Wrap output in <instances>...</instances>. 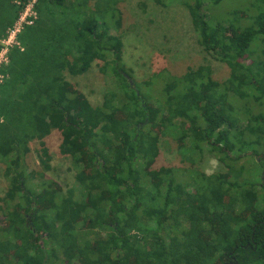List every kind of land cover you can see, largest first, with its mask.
<instances>
[{
    "label": "trees",
    "instance_id": "obj_1",
    "mask_svg": "<svg viewBox=\"0 0 264 264\" xmlns=\"http://www.w3.org/2000/svg\"><path fill=\"white\" fill-rule=\"evenodd\" d=\"M30 1L0 0V37ZM119 2L36 0L32 23L17 35L20 46L9 49L0 83V163L8 184L0 197V264H56L57 253L83 264H132L138 255L137 264H264V158L252 139L256 127L264 129V0L251 3L241 33L192 0L203 51L232 75L218 81L209 64L201 65L166 81L156 95L141 87L152 79L137 82L121 63L122 39L111 32L121 27ZM95 60L118 80L96 106L77 97L64 76L85 73ZM122 109L125 118L118 119ZM54 127L64 132L60 149L73 166L89 167L78 191L36 183L43 173L25 163L37 140L40 163L50 168L43 140ZM169 131L190 138L192 151L232 162L247 155L251 162L196 177L187 169L193 180L180 184L174 167L153 168L160 136ZM243 209L248 213L231 218Z\"/></svg>",
    "mask_w": 264,
    "mask_h": 264
},
{
    "label": "rangeland",
    "instance_id": "obj_2",
    "mask_svg": "<svg viewBox=\"0 0 264 264\" xmlns=\"http://www.w3.org/2000/svg\"><path fill=\"white\" fill-rule=\"evenodd\" d=\"M210 1L202 0L211 20H226L223 25L226 28L233 25L234 33H241L242 28L249 25L250 17L254 13V7L251 5L254 0H222L217 5L211 4ZM191 3L192 0H161V3H156L153 0H120L119 2L121 27L117 31L113 29L111 32L119 35L122 39L121 63L126 69L131 70L132 78L137 82L152 79L148 85H141L147 93L156 95L155 92L159 93L166 81H170L174 76L182 75L188 69L196 71L199 66L205 64L212 67V76L215 80L224 81L232 75L227 65L203 51L193 27L197 16L189 6ZM101 65V61L95 60L83 74L71 75L67 71L64 72L66 82L76 89L77 97L88 98L94 106L100 105L105 94L115 87V83L118 84V80L114 81L111 77L109 68L106 73L100 71ZM252 103L253 101L250 102L251 106ZM224 105L228 106V104ZM257 107L252 109V114L256 112ZM169 116L171 115H164L167 118ZM116 117L118 119L125 118L124 109L118 111ZM241 125L244 126V123ZM153 130L160 134L162 127L156 125ZM196 132L191 130L194 136ZM63 134L62 130L54 127L43 140L48 150L46 158L49 161V169H44L40 163L38 150L41 145L37 140L29 143L30 151L25 157V163L28 171L43 173V177L37 175L36 183L42 178L48 180L46 185L53 190L64 192L68 188H74L78 191L81 181L89 177V167H84L82 170L75 168L70 153L61 151L60 144ZM252 137L255 149L264 158V129L256 127ZM190 141L188 137L183 141L178 140L177 134L172 131H169L165 136L161 135L160 153L153 168L174 167L176 181L180 184H187L193 180V177H190L192 174H187V169H194L193 176L196 177L201 173L206 175L226 173L227 164L239 167L243 164L248 166L251 162L247 155L232 162L223 154H214L204 150L192 151ZM181 146H183V150H181ZM223 159H226L225 162ZM3 172L4 165L0 163V197L4 195L8 186ZM44 186L39 191L41 192V201L43 204H47L49 200L44 196L46 189ZM254 199V196H248L249 202ZM247 213V209H243L239 214L238 211L232 212L231 218L243 217ZM5 223V218L0 212V226ZM212 227L216 230V221ZM149 238H153V235H149ZM141 258L140 255L132 257V264H137ZM54 261L56 264H83L79 261L64 262L61 253H57ZM94 264H102V260L98 258ZM110 264H114V262Z\"/></svg>",
    "mask_w": 264,
    "mask_h": 264
},
{
    "label": "built area",
    "instance_id": "obj_3",
    "mask_svg": "<svg viewBox=\"0 0 264 264\" xmlns=\"http://www.w3.org/2000/svg\"><path fill=\"white\" fill-rule=\"evenodd\" d=\"M36 0H31L30 3L25 7V9L20 13L18 19L15 21L12 28H10L4 37H0V83L4 79V74L1 72V67L8 63V52L13 46H20L17 41V35L24 27L25 24L32 23L35 13L33 10V3Z\"/></svg>",
    "mask_w": 264,
    "mask_h": 264
}]
</instances>
